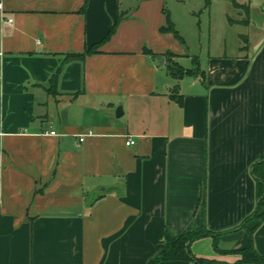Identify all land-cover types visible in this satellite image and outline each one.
I'll use <instances>...</instances> for the list:
<instances>
[{"label":"crops","instance_id":"crops-1","mask_svg":"<svg viewBox=\"0 0 264 264\" xmlns=\"http://www.w3.org/2000/svg\"><path fill=\"white\" fill-rule=\"evenodd\" d=\"M0 1V264H148L168 230L203 225L229 231L222 247L249 243L240 225L264 158V25L249 29L248 3L233 1L238 18L226 12L237 54L227 39L211 54L210 42L203 63L162 28L169 15L181 31L211 0ZM169 52L197 72L176 79ZM254 242L264 254V222ZM191 248L240 259L212 236Z\"/></svg>","mask_w":264,"mask_h":264},{"label":"trees","instance_id":"trees-1","mask_svg":"<svg viewBox=\"0 0 264 264\" xmlns=\"http://www.w3.org/2000/svg\"><path fill=\"white\" fill-rule=\"evenodd\" d=\"M236 7H243L246 13L249 12V6L239 5L235 3ZM119 21V20H118ZM118 21H116L108 34L104 37L102 42L109 39L116 31ZM163 30H167L173 32L179 39L182 41L183 38L179 31L176 29L174 22L168 15V24L166 27L162 28ZM100 43L92 45L90 48L86 49L83 53H72L68 54L64 58V63L71 60H83L86 55L94 53L98 50ZM173 53H168V61L167 67L171 75H173L176 79L182 78L186 74H195L197 72L196 69L185 68L180 65L177 61L173 59ZM61 71V66L57 70L56 73L52 76V86H55L57 76ZM252 174L256 181V196H257V204L254 211L249 214L240 227L246 228L249 232V243L242 248L238 249H230L223 250L220 248V237L222 234L229 231H213L209 229L206 225L202 227L196 228L192 231L175 235L171 233L169 230L166 232V241L165 244L160 248V250L152 257L148 264H159L161 261H194L196 264H231L228 262L217 261L213 259L201 258L197 257L192 251V243L200 238L206 236H212L214 239V249L220 254L226 253H235L240 255V259L232 264H245V263H258L264 264V254L258 252L254 242V232L264 222V158L260 159L256 163L253 164ZM251 222H256L253 227H249Z\"/></svg>","mask_w":264,"mask_h":264},{"label":"rangeland","instance_id":"rangeland-1","mask_svg":"<svg viewBox=\"0 0 264 264\" xmlns=\"http://www.w3.org/2000/svg\"><path fill=\"white\" fill-rule=\"evenodd\" d=\"M205 1V0H203ZM233 1L235 0H211V10H209V3L204 2L195 11V15L188 18H184L180 23V28L183 33L184 42L189 45L188 50L190 53L198 55L200 60L204 63L205 59L209 55L208 45L210 42L214 51L211 54H222L221 45L224 44V39L228 41V49L226 54L234 56L237 52L232 51L234 49V43L238 39L237 31L238 27L229 25L226 12L233 18L237 17V11L233 7ZM240 2H246L251 6V25L249 29L255 31L261 25H264V0H238ZM240 12H243V7H238ZM223 250H230L235 248H225L220 245ZM235 254V253H226ZM224 254V255H226ZM239 255V254H238Z\"/></svg>","mask_w":264,"mask_h":264},{"label":"built area","instance_id":"built-area-1","mask_svg":"<svg viewBox=\"0 0 264 264\" xmlns=\"http://www.w3.org/2000/svg\"><path fill=\"white\" fill-rule=\"evenodd\" d=\"M3 12H4V4H3L2 1H0V13L3 14ZM8 21H9L10 23H12V22H13V19H9ZM90 133H91V132H90ZM50 134H52V135H57L56 131H51ZM84 139H85L84 136L81 137V141H84ZM135 143H136V141H135L134 139L129 138V139L127 140V145H134Z\"/></svg>","mask_w":264,"mask_h":264}]
</instances>
